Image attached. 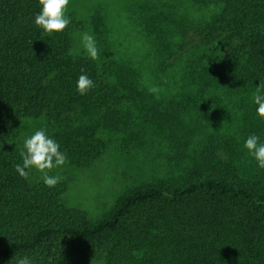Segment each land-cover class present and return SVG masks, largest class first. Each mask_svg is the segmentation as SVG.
I'll list each match as a JSON object with an SVG mask.
<instances>
[{
    "label": "trees",
    "instance_id": "16d2710c",
    "mask_svg": "<svg viewBox=\"0 0 264 264\" xmlns=\"http://www.w3.org/2000/svg\"><path fill=\"white\" fill-rule=\"evenodd\" d=\"M192 1L217 11L182 25L183 46L213 47L227 63L189 61L170 78L159 61L146 84V64L73 53L70 24L38 28L39 0H0V264H264V168L244 147L253 134L264 143L253 99L264 0ZM163 17L150 16L158 32ZM82 73L95 85L84 95ZM32 121L77 169L101 158L111 134L125 149L166 142L169 166L91 217L67 203L66 179L48 187L16 171Z\"/></svg>",
    "mask_w": 264,
    "mask_h": 264
},
{
    "label": "rangeland",
    "instance_id": "374dc122",
    "mask_svg": "<svg viewBox=\"0 0 264 264\" xmlns=\"http://www.w3.org/2000/svg\"><path fill=\"white\" fill-rule=\"evenodd\" d=\"M216 8L192 0H69L66 16L71 20L72 51L87 54L81 38L88 33L94 37L101 59L131 58L137 69L146 64L149 69H142L146 72V76L142 75L146 84L154 82L148 78L159 61L162 72L170 78L178 75L189 61L220 66L226 62L224 53L196 43H188L185 47L183 43L188 42V38L181 34L182 25L199 22L216 12ZM158 12L164 13L160 20L163 31L159 32L150 20V16ZM97 16L102 20L98 28L94 23ZM31 126L32 131L25 134L23 141L37 131L39 124L32 121ZM111 136L113 139L106 152L90 167L77 169L66 161L49 172L51 176L67 180V203L95 218L105 214L130 187L153 175H163L166 172L163 170L169 166L165 159L168 155L163 151L166 142L125 149L114 139L118 135ZM31 170L34 181L42 179L36 169Z\"/></svg>",
    "mask_w": 264,
    "mask_h": 264
},
{
    "label": "clouds",
    "instance_id": "9594fccd",
    "mask_svg": "<svg viewBox=\"0 0 264 264\" xmlns=\"http://www.w3.org/2000/svg\"><path fill=\"white\" fill-rule=\"evenodd\" d=\"M39 4L42 8L36 14L34 23L44 32L50 35L54 32H62L71 22L70 18L66 16L69 0H39ZM81 39L87 55L91 59L97 60L99 55L94 37L84 33ZM76 86L79 94L84 95L95 85L88 75L82 73L78 77ZM261 90H264V80L260 81L253 96L255 104L258 105L257 114L261 119H264V95L260 94ZM150 91L157 92L158 89L152 88ZM259 139L255 134L250 135L246 139L244 147L258 162V166L264 168V143H258ZM20 155L23 158V164L17 163L15 169L22 178L28 179L30 171H26V169L31 170L34 168L41 174L43 183L48 187H55L62 179L58 175H49V172L53 168L64 165L67 156L60 150L59 143L46 134V129L37 130L29 138H26ZM11 261L9 264H11ZM17 264H32V261L28 256H24L17 261Z\"/></svg>",
    "mask_w": 264,
    "mask_h": 264
}]
</instances>
